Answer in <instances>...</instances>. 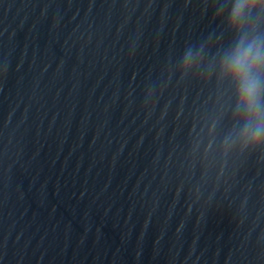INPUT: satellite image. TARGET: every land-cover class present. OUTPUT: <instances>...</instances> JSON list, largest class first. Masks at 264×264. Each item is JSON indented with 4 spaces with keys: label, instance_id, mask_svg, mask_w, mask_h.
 Returning <instances> with one entry per match:
<instances>
[{
    "label": "clouds",
    "instance_id": "obj_1",
    "mask_svg": "<svg viewBox=\"0 0 264 264\" xmlns=\"http://www.w3.org/2000/svg\"><path fill=\"white\" fill-rule=\"evenodd\" d=\"M253 10L264 11V0H235L229 14L230 24L238 31ZM189 50L184 55L185 65L194 60ZM222 70L237 83L238 108L245 116L241 139L258 144L264 142V114L261 113V74L264 73V41L247 40L242 36L234 51L226 56Z\"/></svg>",
    "mask_w": 264,
    "mask_h": 264
}]
</instances>
